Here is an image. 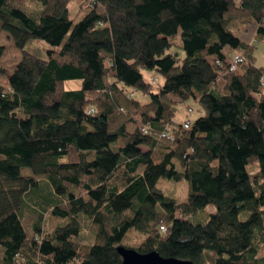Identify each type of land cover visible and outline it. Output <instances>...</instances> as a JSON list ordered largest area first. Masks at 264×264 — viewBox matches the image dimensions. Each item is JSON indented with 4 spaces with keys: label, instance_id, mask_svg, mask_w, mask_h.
<instances>
[{
    "label": "trees",
    "instance_id": "1",
    "mask_svg": "<svg viewBox=\"0 0 264 264\" xmlns=\"http://www.w3.org/2000/svg\"><path fill=\"white\" fill-rule=\"evenodd\" d=\"M243 20L264 35V0H0V33L20 52L0 85V264H120L128 231L142 254L264 264V71L227 30ZM38 39L60 48L37 58L25 46ZM177 43L183 57L168 51ZM142 70L163 78L156 91ZM170 95L203 110L187 129ZM163 178L186 183L185 202L163 195ZM46 215L60 222L45 234Z\"/></svg>",
    "mask_w": 264,
    "mask_h": 264
},
{
    "label": "rangeland",
    "instance_id": "2",
    "mask_svg": "<svg viewBox=\"0 0 264 264\" xmlns=\"http://www.w3.org/2000/svg\"><path fill=\"white\" fill-rule=\"evenodd\" d=\"M68 7V16L73 20V22H77L80 19L79 14V6L75 2H69L67 5ZM24 7V13L28 14L30 11ZM256 24L252 20H243V21H233L231 24L227 26V30L238 32L240 35V39L243 42H247L248 44L252 45V59L254 65L260 67L264 71V35L263 34H257L256 31ZM178 40L180 38V35L176 37ZM180 43V42H179ZM177 44H171V47L168 49L169 53L176 54L177 56L183 57L181 45ZM0 46L4 48V55L0 59V85L4 86L8 83V78L15 69V67L18 65V61L20 60V52L16 51L13 42L8 39L6 33H0ZM60 47H55L48 45L43 40H28L27 45L25 46V51L32 53L37 58L45 59L46 58V52L49 50H56L58 51ZM224 54L227 56H231V51L228 47L224 48ZM142 76L146 83L152 84L153 91H156L159 86L162 85L163 78H161L160 75H158L154 70H142ZM64 86L66 90L73 91L78 90L81 87V82L78 80H72V81H65ZM135 97L137 100L146 103L149 100V97L143 96L142 94L135 93ZM170 98L175 101V116L174 121L178 124L182 123L184 119L186 118L187 114V108L194 109L193 115L191 117V122H193V119L199 117L202 115L203 110L198 106L196 102H194L191 99L182 100L176 97L175 95H170ZM257 168V164H253L246 168V171L249 173H253ZM21 175L30 176V171L27 169H22ZM36 179L40 180L42 177H37ZM46 186V185H45ZM42 188V192L45 191L47 187ZM156 187L163 193V195L170 197L178 202H185L187 199L186 192H187V186L184 181L180 182H172L170 180H167L165 178L159 179L156 182ZM215 212V209L213 206L208 205L204 210L197 212V214L193 216L187 217L190 223L192 224H204L208 220V215ZM23 219H22V226L24 227V230L26 232V236H28V239L31 238V228H32V222L33 217L28 212H24ZM245 213H241L240 219L246 218ZM60 222L59 218H54L50 215H46L44 220V233L51 231L57 226V223ZM133 241L128 242L127 237L133 236ZM140 234H138L135 231H128V234L125 239H123L122 245L126 246L127 248H130L132 250L136 249L139 245L140 240ZM137 237L138 240L135 239ZM135 239V240H134ZM79 243L90 245L93 242V235L92 233H89L87 230H82L80 232L79 237Z\"/></svg>",
    "mask_w": 264,
    "mask_h": 264
},
{
    "label": "water",
    "instance_id": "3",
    "mask_svg": "<svg viewBox=\"0 0 264 264\" xmlns=\"http://www.w3.org/2000/svg\"><path fill=\"white\" fill-rule=\"evenodd\" d=\"M116 253L120 257V264H193L191 261L161 257L157 252L139 253L127 247L118 246Z\"/></svg>",
    "mask_w": 264,
    "mask_h": 264
},
{
    "label": "built area",
    "instance_id": "4",
    "mask_svg": "<svg viewBox=\"0 0 264 264\" xmlns=\"http://www.w3.org/2000/svg\"><path fill=\"white\" fill-rule=\"evenodd\" d=\"M242 62H244L243 57H241V56L238 55V54L233 55V58L231 59V61H230V63H229L230 65H229L228 70H229L230 72H233V71L235 70V68H236L239 64H241ZM263 82H264V80H263ZM193 112H194V109H188V110H187L186 118H185L184 121L182 122V124H183V128H184V129H187V128L190 126V124H191V117H192V115H193ZM162 136H166V134L163 133ZM159 230H160L161 232H164V231H165V230H163V227H162V226L159 227Z\"/></svg>",
    "mask_w": 264,
    "mask_h": 264
},
{
    "label": "crops",
    "instance_id": "5",
    "mask_svg": "<svg viewBox=\"0 0 264 264\" xmlns=\"http://www.w3.org/2000/svg\"><path fill=\"white\" fill-rule=\"evenodd\" d=\"M8 84V83H7ZM4 88L8 89L9 88V85H4L3 86Z\"/></svg>",
    "mask_w": 264,
    "mask_h": 264
}]
</instances>
